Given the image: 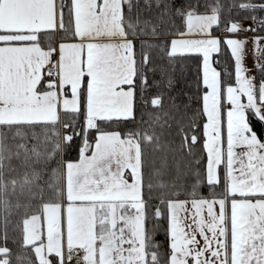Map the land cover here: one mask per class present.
<instances>
[{
    "label": "snow or ice",
    "instance_id": "obj_1",
    "mask_svg": "<svg viewBox=\"0 0 264 264\" xmlns=\"http://www.w3.org/2000/svg\"><path fill=\"white\" fill-rule=\"evenodd\" d=\"M260 13L264 0H0V240L23 209L31 250L15 264H264ZM224 49L234 82L215 67ZM178 55L201 58L197 109L162 90ZM201 138L203 171L182 156Z\"/></svg>",
    "mask_w": 264,
    "mask_h": 264
},
{
    "label": "trees",
    "instance_id": "obj_2",
    "mask_svg": "<svg viewBox=\"0 0 264 264\" xmlns=\"http://www.w3.org/2000/svg\"><path fill=\"white\" fill-rule=\"evenodd\" d=\"M203 3L204 0H201ZM209 3L212 2V0H208ZM223 3L227 4L229 0H222ZM254 2H259V0H254ZM201 11H203V8H201ZM261 15H264V13H260ZM177 25H180V21L177 20ZM215 60H219L220 63L216 64L215 66L221 71L222 79L228 80L231 82L233 80V76H225L224 72L227 70L229 73H233L232 68V59L230 55L228 54L227 49H224L220 55L214 56ZM165 67L168 68V75L171 76L173 80V86L169 89L165 85H162V90L165 91L166 97H174L176 99L177 104H184L189 103V98L191 97V107L193 109H197L200 107L199 101L196 99L201 93L200 90L197 88V83L199 82V77L201 75L200 72V64H201V58L196 55H184L174 58L171 66H168L167 58H165L162 62ZM157 78H159V73L157 74ZM167 79V77H165ZM171 103L170 100H165V108ZM150 110V109H149ZM139 116V113H138ZM145 120L148 119L147 116L144 117ZM133 126L131 124L127 125L125 130L131 129ZM176 144H179V141H176ZM195 157L187 156L186 153L182 154L183 158L185 159V162L193 160L195 158L201 159V171H203V167L205 165V151L203 149V138H201L200 142L195 146L194 148ZM171 155V154H170ZM219 191V189H217ZM201 192L204 195H207L208 188L206 185L201 187ZM34 211V209H33ZM31 214V212L29 213ZM25 212L23 209L19 211L13 212V214L9 217L10 223L7 227L8 232V240L5 243L0 240V246H7L9 249L13 252V264L14 257L16 254H18L21 251H27L29 255H31V250H22L20 248V244L22 243V219L24 218ZM164 226H161L158 234L157 239L164 243L166 237L164 233ZM3 230V225L0 223V232ZM163 251V249H162ZM34 259V257H33Z\"/></svg>",
    "mask_w": 264,
    "mask_h": 264
},
{
    "label": "crops",
    "instance_id": "obj_3",
    "mask_svg": "<svg viewBox=\"0 0 264 264\" xmlns=\"http://www.w3.org/2000/svg\"><path fill=\"white\" fill-rule=\"evenodd\" d=\"M213 34L215 35L217 33L214 32ZM244 35L251 36L252 34H243V33L241 34L242 37ZM248 48H249V54H248L247 59H246V65L249 69H251V72L249 74L257 77V69L254 66V61H253V57L251 54V48H252L251 43L248 44ZM232 65H233V61H232ZM232 68H233V66H232ZM257 81H258V79H257ZM231 82H234V68H233V80ZM205 164H206V153H205Z\"/></svg>",
    "mask_w": 264,
    "mask_h": 264
},
{
    "label": "built area",
    "instance_id": "obj_4",
    "mask_svg": "<svg viewBox=\"0 0 264 264\" xmlns=\"http://www.w3.org/2000/svg\"><path fill=\"white\" fill-rule=\"evenodd\" d=\"M248 34H251V33H248ZM257 78L258 80L261 78L259 72H257Z\"/></svg>",
    "mask_w": 264,
    "mask_h": 264
},
{
    "label": "rangeland",
    "instance_id": "obj_5",
    "mask_svg": "<svg viewBox=\"0 0 264 264\" xmlns=\"http://www.w3.org/2000/svg\"><path fill=\"white\" fill-rule=\"evenodd\" d=\"M248 34V33H247ZM258 79V78H257ZM21 239H22V237H21Z\"/></svg>",
    "mask_w": 264,
    "mask_h": 264
}]
</instances>
